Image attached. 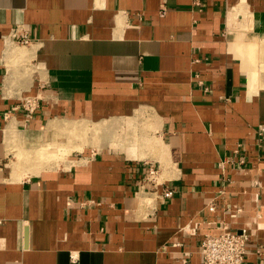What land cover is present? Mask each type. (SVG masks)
Instances as JSON below:
<instances>
[{"label":"crops","instance_id":"obj_1","mask_svg":"<svg viewBox=\"0 0 264 264\" xmlns=\"http://www.w3.org/2000/svg\"><path fill=\"white\" fill-rule=\"evenodd\" d=\"M222 224L264 264V0H0V264H201Z\"/></svg>","mask_w":264,"mask_h":264},{"label":"built area","instance_id":"obj_2","mask_svg":"<svg viewBox=\"0 0 264 264\" xmlns=\"http://www.w3.org/2000/svg\"><path fill=\"white\" fill-rule=\"evenodd\" d=\"M164 13L161 8L160 14ZM11 37L18 43L25 44L29 41V36L19 32L16 28L12 30ZM39 107V99L33 95H25L18 98L8 111L3 115L9 118L12 113L20 112L24 116H32ZM143 172L140 190L151 193L152 196L161 194L170 196L173 191L171 188L158 190L159 185L163 182L159 176V166L153 162L143 163ZM214 204L209 205L213 210ZM201 264H244L247 255L246 240L242 234L230 229L227 225L222 224L217 231L206 232L200 241Z\"/></svg>","mask_w":264,"mask_h":264},{"label":"rangeland","instance_id":"obj_3","mask_svg":"<svg viewBox=\"0 0 264 264\" xmlns=\"http://www.w3.org/2000/svg\"><path fill=\"white\" fill-rule=\"evenodd\" d=\"M238 43H240V44H238ZM237 44H238L237 47L249 48L250 51L256 53V55H257V52H258V46H257V45L255 46L253 42L244 43L243 41L238 40V41H237ZM256 55H255V56H256ZM254 62H255V61H254ZM256 63H257V62H255V64H256ZM17 157H18L17 154H16V157H15V158L12 157V158H13V161L11 162V163H12V166H13L17 161H19ZM20 164H22V161L20 162Z\"/></svg>","mask_w":264,"mask_h":264},{"label":"bare ground","instance_id":"obj_4","mask_svg":"<svg viewBox=\"0 0 264 264\" xmlns=\"http://www.w3.org/2000/svg\"><path fill=\"white\" fill-rule=\"evenodd\" d=\"M257 61V60H256ZM257 66V65H256ZM74 128H76V127H74ZM73 132V131H72ZM95 140V139H94ZM19 154H21V153H19ZM23 155V154H22ZM22 157V156H21ZM20 161V160H19ZM49 164V163H48ZM13 167H15V166H13Z\"/></svg>","mask_w":264,"mask_h":264}]
</instances>
